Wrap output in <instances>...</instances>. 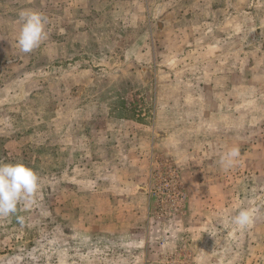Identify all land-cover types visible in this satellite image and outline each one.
Returning <instances> with one entry per match:
<instances>
[{
    "label": "rangeland",
    "instance_id": "1",
    "mask_svg": "<svg viewBox=\"0 0 264 264\" xmlns=\"http://www.w3.org/2000/svg\"><path fill=\"white\" fill-rule=\"evenodd\" d=\"M0 163V264H264V0H0Z\"/></svg>",
    "mask_w": 264,
    "mask_h": 264
},
{
    "label": "clouds",
    "instance_id": "2",
    "mask_svg": "<svg viewBox=\"0 0 264 264\" xmlns=\"http://www.w3.org/2000/svg\"><path fill=\"white\" fill-rule=\"evenodd\" d=\"M21 20L17 42L22 52L29 53L38 48L46 38L47 20L39 12H23ZM240 155L239 147H233L224 154L221 163L225 168H230ZM40 187V177L32 168L22 163H0V217L14 214L21 202L31 206ZM233 222L241 230L247 229L253 223V214L246 209L241 210L233 218Z\"/></svg>",
    "mask_w": 264,
    "mask_h": 264
}]
</instances>
